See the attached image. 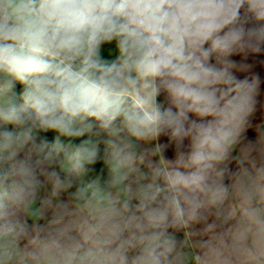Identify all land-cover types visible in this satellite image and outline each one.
Returning <instances> with one entry per match:
<instances>
[{
	"label": "clouds",
	"instance_id": "9594fccd",
	"mask_svg": "<svg viewBox=\"0 0 264 264\" xmlns=\"http://www.w3.org/2000/svg\"><path fill=\"white\" fill-rule=\"evenodd\" d=\"M257 65L264 0H0V264H264Z\"/></svg>",
	"mask_w": 264,
	"mask_h": 264
},
{
	"label": "crops",
	"instance_id": "0c3cea01",
	"mask_svg": "<svg viewBox=\"0 0 264 264\" xmlns=\"http://www.w3.org/2000/svg\"><path fill=\"white\" fill-rule=\"evenodd\" d=\"M254 71L258 72L261 75L262 80H264V66L257 65L256 68L254 69ZM261 92H262V94H261L260 99L262 101H264V83H262V85H261ZM261 122H264V108H260L258 106L257 113H256L255 117L253 118V124L256 125V124H259ZM248 136H249V138H252V139L255 138V129L254 128L249 130Z\"/></svg>",
	"mask_w": 264,
	"mask_h": 264
}]
</instances>
